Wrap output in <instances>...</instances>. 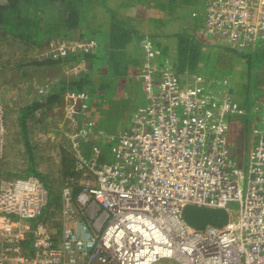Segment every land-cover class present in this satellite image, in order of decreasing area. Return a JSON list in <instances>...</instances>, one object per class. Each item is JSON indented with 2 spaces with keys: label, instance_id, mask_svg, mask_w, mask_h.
<instances>
[{
  "label": "built area",
  "instance_id": "obj_1",
  "mask_svg": "<svg viewBox=\"0 0 264 264\" xmlns=\"http://www.w3.org/2000/svg\"><path fill=\"white\" fill-rule=\"evenodd\" d=\"M202 28L247 50L264 41V0H209ZM93 46L62 42L50 52ZM142 75L151 106L139 108L120 135L115 163L83 157L84 134L67 116L80 189L74 193L73 181L61 188L57 243L40 222L48 201L43 182L35 176L0 181V264H264V116L255 122L259 144L243 169L230 156L227 138L226 118L239 111L237 103L183 88L167 69L153 92L151 70ZM65 98L73 110L87 93L67 92ZM5 131L0 104V159ZM230 201L238 203L237 212ZM188 204L226 208L228 220L192 227L182 216ZM29 235L31 254L24 244Z\"/></svg>",
  "mask_w": 264,
  "mask_h": 264
},
{
  "label": "crops",
  "instance_id": "obj_2",
  "mask_svg": "<svg viewBox=\"0 0 264 264\" xmlns=\"http://www.w3.org/2000/svg\"><path fill=\"white\" fill-rule=\"evenodd\" d=\"M137 1L138 0H112V2H114L112 3L114 11L118 14L120 19L126 18L131 22H139V24L142 26V30L138 31V35H130L127 39L121 37V39L118 41L120 42L119 47L122 45L127 46V48H125L126 52L123 47L120 50L123 55L121 58H119L121 59L122 63L124 62L122 64L124 67H122V69H113V76L111 75V77L105 78V82L107 81L112 84V87L106 88L107 84L109 83H105L103 86H101L95 82L94 79H92L93 82L91 81V83L87 84L85 88L86 90H83L88 95V93L92 92L90 89H94L93 96L90 97L88 101L86 100L85 103L82 102L84 106H90L91 104V108L89 111H87V115L86 112H84L85 110L82 111L83 114L80 113L82 106L81 103H79L80 105L76 104L74 107L75 110H70V108L67 107L68 104L65 103V101H62L61 104H54L45 111L40 110L38 112H33L27 120L26 127L22 126L20 122V116L22 112L21 109L30 103L34 95L36 96L37 88L40 85H43L46 82L56 83V80L59 79L60 76L73 77L75 75V73L66 71V69L69 68L71 64L65 62L64 59L61 61L62 63L60 68L53 65L39 66L35 71H31L30 69L27 77H17L14 80L2 78L3 75L0 72V104L4 109V125L6 129L3 156L0 159V181L9 179L11 180L16 177L35 176L43 182L46 189L48 190V201L40 219L46 223V226L53 237L52 239L56 243L60 240L62 234L61 188L66 183H70L72 181L73 189L78 187L75 181H79L77 179L80 177V172L75 170L74 163H72L73 169H71L72 167L67 169L64 164L65 162H63L66 160L74 162L69 138L72 127L67 116H73L75 118V130L81 131L84 134V140L81 143L83 157L86 159L94 157L100 162L111 163L112 156H108L107 154L103 153V146L108 140V138L105 139V137L111 135L112 139V133L116 132L119 133V135H122L124 132H126L128 130L127 122H133V119H136V116H133V113L131 112L132 108L134 111L136 110L135 112L137 113L140 107L148 103V93L146 94L145 89V76L142 75L143 72L145 73L146 69L151 70L152 78L150 79V82L153 87L156 86V91L161 79V70L164 69V66L160 63L161 61L165 65H178V69L174 73L181 87H196L203 92L202 83L205 78L203 77L202 73L198 71V68H196V64H193L194 60L200 54L198 49L196 51L194 48H192H197L196 44L185 40L184 38H187V36L175 38L172 40L169 47H165L167 49L166 52L162 53L161 51L164 56L159 58V56H156L155 54H159L160 49L156 45H150L148 39H146V31L150 29V23L161 26L162 28L177 23L178 26L174 24L175 27L182 30L187 29L190 26L189 23L192 22L196 16L197 8L202 9L199 15L201 16L203 12V19L204 9L209 0H143L145 6H140ZM129 2H133L132 6L134 7V10L131 12V14L126 10ZM75 4H77L76 1L72 3V6H75ZM80 11L82 12L84 10L80 9ZM159 19H161V25L158 23ZM124 30L128 29L125 28ZM4 38L5 37L3 35H0V51L3 45H5ZM52 38H55L56 40L58 39L55 44H59L61 43L60 41L64 42V40H67L62 36V34L60 36H50V38H48L49 41H51ZM145 42L149 45V51L150 47L153 49L156 48L154 53L155 56L152 58L149 57L152 60L151 62H147L149 64L148 68H144V64L146 62L143 63L142 61L145 57V53L142 50L144 49ZM49 43L51 44L52 42ZM49 43L47 47H49ZM19 44L21 45L18 49L20 53L23 54V58L21 59L23 60L25 56L24 53L27 55L28 49L25 47V45H22L20 41ZM100 45L101 44L98 43L99 47ZM228 46L232 52L237 55L236 58H232L231 62L234 60H237L238 62L239 59L242 58L240 61L241 64V62L243 63L244 60L246 62L245 58L247 54L252 52H255V55L258 53H263L261 50H264V41L256 43L253 48L250 47L251 49L248 48L246 51L244 50V54H242V51H237L236 49H232L230 45ZM36 49L37 52L31 57H37L38 55L41 56V49ZM53 49L54 47H50V51ZM135 49L137 50L138 56L131 63L132 68L128 71L127 67L130 62L128 60V55L125 53ZM47 52H49V50ZM240 52L242 57L239 56ZM228 59L229 58L226 57L224 61H227ZM167 60L169 63H167ZM80 61L82 66L86 67L85 63L88 61L85 59H80L79 62ZM222 63L219 64L220 68ZM3 65H0V67ZM245 65L247 64L245 63ZM197 66H200V64L197 63ZM106 68V64L105 66L102 65V67L99 69L104 70V73L100 72V74H98L100 76L107 74L108 70L105 71ZM81 70L83 69L79 67L77 72L79 73ZM209 70L211 72L213 70L219 71V69H215L213 66H210ZM19 71L23 72V69L20 68ZM107 76L109 75L107 74ZM115 78L121 80L120 86L113 83ZM226 80H228L227 77L225 78V81ZM262 83H264L263 80ZM213 84H211V88L213 87ZM105 85L106 87H104ZM125 86L126 92L121 93V89H124ZM128 89L131 90L132 93H128ZM219 92L220 91L213 89L214 95H218ZM245 92L247 96L249 93L255 96V100H250L247 97L244 102L245 105L237 104L239 109L238 112L230 113L227 116L226 120L229 125L228 129L230 128L229 132L227 133L228 141H230L231 138L233 139L234 136L239 138L244 134H250L252 137L258 138V136L254 135L253 131L254 122L257 121L255 117L257 109H255V106L257 107L259 105L260 107V104H264V95L257 92L254 94V92H249L248 90ZM233 93L235 95L239 94V96H242L241 92ZM216 95L215 98L218 99ZM224 95L229 94L227 91H225ZM120 98H122V100H120ZM128 98L136 99L134 102L135 105L131 106L129 110L124 111L125 109H123L121 104ZM242 99L243 96L238 100V102ZM101 100H105L107 102L106 103L105 101H102L105 106L100 103ZM90 101L92 103L89 104ZM99 103L101 105H99ZM128 106L130 105H127V107ZM101 107L104 108L102 109ZM261 110L264 112V107H260L259 111ZM250 111L253 112L250 113ZM235 115H239L241 119L237 120ZM234 118L236 121L233 120ZM248 125V130L251 128V131L246 130ZM112 127H114V129H112ZM231 131L234 132L233 136L229 134ZM238 138L236 139L237 142ZM248 146H251V148H247L245 151L240 147V150L229 148L230 156L237 163H239L241 167L245 165L244 159H247L248 164L250 150L254 147L252 144ZM73 174L75 176L79 175L78 178L74 179L71 176ZM46 183H48V185ZM24 244L26 245L25 252L27 254H31L33 252L31 235L26 238Z\"/></svg>",
  "mask_w": 264,
  "mask_h": 264
},
{
  "label": "trees",
  "instance_id": "obj_3",
  "mask_svg": "<svg viewBox=\"0 0 264 264\" xmlns=\"http://www.w3.org/2000/svg\"><path fill=\"white\" fill-rule=\"evenodd\" d=\"M72 1V2H71ZM0 0V35L3 36H11L12 38H16L21 41L23 45L28 49V56L25 54L24 59L20 61H9L4 63L3 66L0 67V72L2 73L4 79L14 80L17 77H27L28 72L35 71L39 66L49 65L56 66L60 68L61 61L64 59L65 62L72 64L78 63L80 59H85L86 67L81 70L79 73L76 71L73 77H59L56 83L54 82H46L43 85H40L37 88L36 96L32 98L29 104L23 107L21 110L20 122L22 126L26 127L27 120L33 112H38L40 110H46L50 108L54 104H61V102L66 101L65 95L67 92L81 93L86 88L87 84L91 83L92 79L100 78L103 75H99L100 72L104 73V70L99 68L105 66L106 70H108V75H110V66L111 71L113 69H122L124 67L121 61V57L123 55L120 50L127 48V46H120V42H118L121 37L127 39L130 35H138L133 22L127 20L126 18L120 19L118 14L114 11L112 7L111 12V22H106L105 27L102 22H96L95 25L91 24V19L88 18V14H83L79 8L72 6V3L75 0ZM108 12L107 14H109ZM160 25L162 24L161 19L158 20ZM104 28L107 30L109 35H107L106 31H98L100 28ZM120 27V28H119ZM128 30H124V29ZM62 34L65 39L74 38L77 41L84 40L85 42H94L95 46L92 48L79 49L75 48L74 50H68L64 54H58L57 56H53V53H47L37 57H31L29 53L37 52L36 48L39 49H47L49 47L48 43L50 42L48 38L52 35L60 36ZM150 45H156L159 47V54H155L162 58V53L166 52L167 49L165 45L158 46V44L153 40V38H146ZM58 40V39H57ZM263 41V40H262ZM100 43V47L98 46ZM258 43V42H256ZM106 44V46H105ZM229 44V43H228ZM231 46V44H229ZM155 46V47H156ZM254 45H250L253 48ZM119 47V48H117ZM129 47V46H128ZM232 47V46H231ZM130 48V47H129ZM30 49V50H29ZM33 49V50H31ZM232 49H236L232 47ZM144 51V49H142ZM156 48L150 47V51H155ZM237 50V49H236ZM162 51V53H161ZM238 51V50H237ZM126 52V50H125ZM244 52V51H242ZM145 53V51H144ZM128 55V60L130 64L127 67L129 71L132 68V62L137 58L138 53L137 50H133L125 53ZM251 53L247 54L246 62H249L251 59ZM154 55V56H155ZM255 55V54H254ZM120 57V58H119ZM140 57V55H139ZM112 59V60H111ZM119 59V61H118ZM141 60V58H140ZM152 59L149 57L143 58L144 62H151ZM111 61V62H110ZM160 63L164 66V70H170L174 75L175 71L178 69V65L170 66L165 65L161 61ZM167 63L169 61L167 60ZM261 64V62H259ZM258 63V64H259ZM72 64L71 66H73ZM131 66V67H130ZM22 68L23 72L19 71ZM99 69V70H98ZM163 70V71H164ZM6 71V73L4 72ZM161 70V73L163 72ZM99 73V74H98ZM105 74V77H109ZM257 82L253 87L254 91L257 93H261L264 95V63L262 62L260 69L257 74L254 75ZM249 78V76H248ZM95 81V79H94ZM93 82V81H92ZM97 82V81H95ZM98 83V82H97ZM100 84V83H98ZM152 85V84H151ZM92 86V85H91ZM153 86V85H152ZM43 87V91H39L40 88ZM93 88V87H90ZM146 88V87H145ZM86 90V89H85ZM90 93H88L87 98L82 99L79 103L82 104L86 102V100L90 99L93 96L94 89H90ZM88 92V90H87ZM77 102V104H79ZM80 105V104H79ZM83 106V107H82ZM80 113L83 114L90 110V106H84L82 104ZM87 107V108H86ZM85 108V109H83ZM229 115V114H228ZM82 116V115H81ZM261 119V118H260ZM257 119L256 120H260ZM263 127V126H261ZM229 129L227 130V133ZM231 136L234 135V132L231 131L229 133ZM230 141H228V147ZM65 162V166L67 169L72 167V161H63ZM68 163V165H67ZM64 166V168H65ZM73 169V167L71 168ZM75 173V172H74ZM79 187H75L74 193L79 191Z\"/></svg>",
  "mask_w": 264,
  "mask_h": 264
},
{
  "label": "rangeland",
  "instance_id": "obj_4",
  "mask_svg": "<svg viewBox=\"0 0 264 264\" xmlns=\"http://www.w3.org/2000/svg\"><path fill=\"white\" fill-rule=\"evenodd\" d=\"M75 1L77 2V4H75L74 7H77L79 9H83L84 12H82V13L89 15L88 18L91 19V24L93 23L95 25L96 22H102V24L105 27H107L105 21L112 23L111 12H112V7H113L112 3H114V2H112V0H75ZM137 2L140 6H145L143 0H138ZM132 5H133V2H131V3L129 2V5L126 8L128 13H130V14L134 10V7ZM201 10H202L201 8L196 9V16L193 19V21L189 23L190 26L187 29L182 30V29L175 27L174 24L178 26L177 23H174L170 26H165L164 28H162L161 26L154 25V24L150 23V29L146 31V34H147L146 36L148 38H153V40L158 44V46L165 45V46L169 47V45L171 44L173 39L178 38V37H185V36H187V38H184L185 40L191 41L193 44H196L197 48H195V47H192V48H194V50H196V51L198 49L200 51V54L194 60L193 64H196V68H198V71L201 72L203 77L205 78V80L202 83L203 84L202 85L203 86V93L208 95L212 99L215 98V95H216V94L214 95L213 89H216V90L220 91L218 93V95H216L218 98V101H222L225 96H230L231 100L236 102V103L243 96V99L237 103L238 105H243L247 97L250 100H252V99L255 100V96L251 95L250 93L247 96L245 94L246 93L245 91L248 90L249 92H254V94H255L253 87L255 86L257 80H256L254 75L257 74L258 70L260 69L262 62L264 63V50H261L263 53H258L256 55H254L255 52H252L250 54L252 57H251L249 62H245V60H244V62L243 63L241 62V64H240V61L242 58H240L238 62H237V60H234L231 62L232 58H236L237 55H235L232 52V50L229 48V46H228L229 44H228L227 40L220 38V37H212V36L208 35L206 32H204V30L202 28V25H203L202 24V22H203L202 14H203V12H202L201 16L199 15ZM108 12H110V13L107 14ZM132 22L135 25L137 31L142 30V26L139 24V22H136V21H132ZM100 31H106L107 32V30H105L103 27L100 28L96 32H100ZM107 35H109L108 32H107ZM4 37H5L4 38L5 45H3V47L1 48V51H0V65H3V63H7L9 61H11V62L12 61H17V62L20 61L23 58V54L20 53V51L18 49L19 46L21 45V44H19V40H17L16 38H12L9 35L4 36ZM56 41H58V40H56L55 38H52V40L50 41L52 43L51 44L49 43L51 46L49 45V48H47V50L41 49L42 55L47 54V53H51L50 47H54V50H55V47L58 46V44H55ZM60 42L62 43L63 41H60ZM64 42H65L66 46L70 47V45H73L79 41L75 40L74 38H71V39L64 40ZM80 42H85V41L82 40ZM145 45H148V44H146V42L144 44L145 57H150V58L154 57L155 51H149L148 46H145ZM227 48H229V49H227ZM251 48H249V49H251ZM48 50H49V52H47ZM34 54H35V52L29 53L30 56H32ZM242 54H244V52ZM242 54L240 52L239 56L242 57ZM162 56H163V54H162ZM226 57H228L229 59L227 61H224ZM222 62H224V63H222ZM259 62H261V64ZM197 63H199L200 66H197ZM220 63H222L221 68L219 67ZM245 63L247 65H245ZM72 64H76V65L70 66L69 67L70 69L67 68L66 71L75 73L79 67H81V69H84V67H85V66H82L81 61L79 63H72ZM210 66H213L215 69H219V71L213 70L211 72L209 70ZM4 72L6 73V71H4ZM111 75H112V71H111V66H110L109 77H111ZM248 76H249V78H248ZM226 77L228 78V80L225 81ZM105 78H106L105 76H101L99 79L98 78H94V79H95V81L100 83L101 86H103L105 83H109L107 81L105 82ZM113 83L120 86L121 80L115 78ZM211 84H213L212 88H211ZM260 84H263V83H260ZM111 85L112 84L109 83V84H107V87H106V85L104 87L110 88V87H112ZM225 91H227L229 95H224ZM125 92H126V86L124 87V89L123 88L121 89V93H125ZM130 92L132 93V91L128 89V93H130ZM153 92H156V86L153 87ZM233 92H236V93L241 92L242 96H239V94L235 95ZM147 99H148V103L145 104L144 106H142V107H145L146 109L151 106V100L148 96H147ZM120 100H122V98H120ZM135 100L136 99H133V98L129 99L128 98L124 102H122L121 106L123 107V109H125L124 111L129 110L131 108V106H134ZM87 101H88V99H87ZM102 101H105V100H101V102H100L103 106H105L104 103H102ZM90 103H92V102L90 101L89 104ZM100 103H99V105H101ZM259 104H260V102H259ZM127 105H130V106L127 107ZM260 107H264V104H260ZM260 107H259V105L257 107L255 106V109H257L256 110L257 112L255 113V117L257 119H260L264 116L263 110L259 111ZM101 108L103 109L104 107H101ZM135 111L132 108L131 112L133 113V116H135V113H136ZM253 111H250V113ZM178 115H180V111H178ZM235 116H236L237 120L241 119V117L239 115H235ZM144 119L145 118L141 119V123H144ZM236 119L234 118L233 120L236 121ZM133 122L132 121L127 122L128 123V125H127L128 129L133 124ZM258 124H260V123L254 122V126L258 125ZM144 126L147 130L149 129V127L147 125H144ZM112 129H114V127H112ZM248 129H249V125H248V128L246 130L251 131V128H250V130H248ZM109 134H111V133H109ZM236 134H237V132H236ZM119 137H120L119 133H116V132L112 133V139H111V135L110 136L108 135L107 137H105V139L108 138V140L105 143V145L103 146V148H104L103 153L107 154L108 156H112L111 157L112 158L111 163L116 162V160H115V149L118 147ZM237 138H238L237 136H234L233 139L231 138L230 144H229L231 149L240 150V148H241L242 150L245 151L247 148H249V149L251 148V146H248V145L252 144L253 146H257L258 142H259L258 138H254L250 134L242 135L241 137L238 138V142L236 141ZM244 162H245V165L242 167L244 169H246L247 159H244ZM71 176L74 179L78 178V176H75L74 174ZM46 182H47V180H46ZM46 184L48 185V183H46ZM229 206L232 209V212L238 211L239 205L237 202L230 201Z\"/></svg>",
  "mask_w": 264,
  "mask_h": 264
},
{
  "label": "water",
  "instance_id": "obj_5",
  "mask_svg": "<svg viewBox=\"0 0 264 264\" xmlns=\"http://www.w3.org/2000/svg\"><path fill=\"white\" fill-rule=\"evenodd\" d=\"M185 222L195 228L207 225L221 226L228 220V212L223 207H203L198 205H185L182 209Z\"/></svg>",
  "mask_w": 264,
  "mask_h": 264
},
{
  "label": "bare ground",
  "instance_id": "obj_6",
  "mask_svg": "<svg viewBox=\"0 0 264 264\" xmlns=\"http://www.w3.org/2000/svg\"><path fill=\"white\" fill-rule=\"evenodd\" d=\"M46 206H47V203L41 206V214H42V215H43V212H44ZM40 222H41L44 226H46V223H45L44 221L41 220ZM46 228H47V226H46ZM47 229H48V228H47Z\"/></svg>",
  "mask_w": 264,
  "mask_h": 264
},
{
  "label": "clouds",
  "instance_id": "obj_7",
  "mask_svg": "<svg viewBox=\"0 0 264 264\" xmlns=\"http://www.w3.org/2000/svg\"><path fill=\"white\" fill-rule=\"evenodd\" d=\"M163 70H164V69H163ZM163 70H162V71H163ZM215 99H216V98H215ZM79 102H80V101H79ZM79 102H78V103H79ZM233 102H234V101H233ZM235 103H236V102H235ZM140 108H144V107H140ZM229 148H230V147H229ZM229 151H230V149H229ZM73 163H74V162H73ZM225 209H226V208H225ZM223 225H224V224H223Z\"/></svg>",
  "mask_w": 264,
  "mask_h": 264
}]
</instances>
